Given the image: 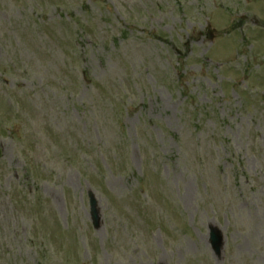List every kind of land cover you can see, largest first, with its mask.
Wrapping results in <instances>:
<instances>
[{
    "label": "rangeland",
    "instance_id": "rangeland-1",
    "mask_svg": "<svg viewBox=\"0 0 264 264\" xmlns=\"http://www.w3.org/2000/svg\"><path fill=\"white\" fill-rule=\"evenodd\" d=\"M0 264H264V0H0Z\"/></svg>",
    "mask_w": 264,
    "mask_h": 264
},
{
    "label": "water",
    "instance_id": "water-1",
    "mask_svg": "<svg viewBox=\"0 0 264 264\" xmlns=\"http://www.w3.org/2000/svg\"><path fill=\"white\" fill-rule=\"evenodd\" d=\"M91 197V215L93 218V223L95 225V227H99L100 226V216H99V210L97 209V201L94 197V195L91 193L90 194ZM223 235L221 233V231L219 229H214L211 228V242H212V246L213 249L215 251L216 254H220L221 250H222V246H223Z\"/></svg>",
    "mask_w": 264,
    "mask_h": 264
}]
</instances>
